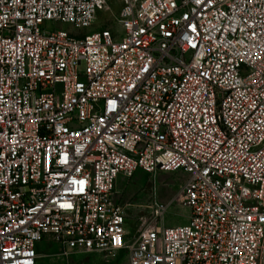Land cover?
<instances>
[{
    "label": "built area",
    "instance_id": "built-area-1",
    "mask_svg": "<svg viewBox=\"0 0 264 264\" xmlns=\"http://www.w3.org/2000/svg\"><path fill=\"white\" fill-rule=\"evenodd\" d=\"M139 171L187 176L186 224L154 201L128 230L116 186ZM44 242L264 264V0H0V264Z\"/></svg>",
    "mask_w": 264,
    "mask_h": 264
},
{
    "label": "rangeland",
    "instance_id": "rangeland-1",
    "mask_svg": "<svg viewBox=\"0 0 264 264\" xmlns=\"http://www.w3.org/2000/svg\"><path fill=\"white\" fill-rule=\"evenodd\" d=\"M115 8L117 2L112 3ZM116 13V12H115ZM112 15L104 13V20H110ZM102 20V23L105 22ZM63 30H70L68 26H62ZM90 30H85L87 33ZM187 176L181 172L155 173L137 172L132 178H119L116 186L117 198L126 207L127 228L133 235H137L142 225L150 218L148 208L157 201L168 206L164 218L167 227L182 226L187 223L189 209L180 202L182 184ZM38 264H106L98 255L73 256L67 262L59 256L58 245L52 242H44L39 245ZM116 264H126L125 261Z\"/></svg>",
    "mask_w": 264,
    "mask_h": 264
}]
</instances>
